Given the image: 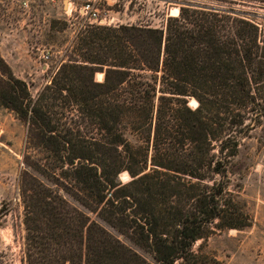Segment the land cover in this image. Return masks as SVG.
I'll list each match as a JSON object with an SVG mask.
<instances>
[{"label":"trees","instance_id":"1","mask_svg":"<svg viewBox=\"0 0 264 264\" xmlns=\"http://www.w3.org/2000/svg\"><path fill=\"white\" fill-rule=\"evenodd\" d=\"M239 13L183 6L162 28L93 27L36 98L3 74L0 107L52 185L21 182L22 264H221L193 248L251 226L231 175L264 116V30Z\"/></svg>","mask_w":264,"mask_h":264},{"label":"rangeland","instance_id":"2","mask_svg":"<svg viewBox=\"0 0 264 264\" xmlns=\"http://www.w3.org/2000/svg\"><path fill=\"white\" fill-rule=\"evenodd\" d=\"M76 5L86 0H72ZM230 0H102L98 7L118 26L162 28L172 9L180 7H230L240 15L254 19L264 30V9L259 4H230ZM66 0H0V80L8 71L25 82L31 97L36 98L49 86L62 65L76 51L75 43L88 30L81 18L70 16ZM48 60L43 59V54ZM5 67V68H4ZM101 75V78H99ZM102 72L95 82H102ZM191 102V101H190ZM191 108L195 106L189 103ZM40 150L27 142V130L12 112L0 107V264H22L24 238L21 182L34 177L52 187L32 165L44 158ZM126 182L128 176L120 175ZM232 190L251 218V226L242 230L215 231L207 240L194 245L195 251L211 256L221 264H264V116L260 124L243 138L231 175ZM62 196L80 211L88 212L66 194ZM123 244L132 247L113 229L100 222Z\"/></svg>","mask_w":264,"mask_h":264},{"label":"built area","instance_id":"3","mask_svg":"<svg viewBox=\"0 0 264 264\" xmlns=\"http://www.w3.org/2000/svg\"><path fill=\"white\" fill-rule=\"evenodd\" d=\"M67 1V10L70 16L76 15L81 18L83 23L82 28L86 26H99V27H115L118 26L117 22L109 15V12L102 13L98 4L102 0H86L81 5H76L72 0ZM43 54V59L48 60V55Z\"/></svg>","mask_w":264,"mask_h":264}]
</instances>
